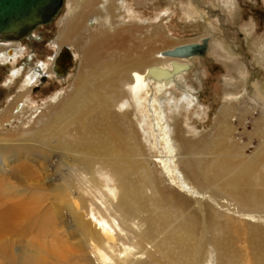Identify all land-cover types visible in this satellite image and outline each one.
Wrapping results in <instances>:
<instances>
[{
  "label": "rangeland",
  "instance_id": "1",
  "mask_svg": "<svg viewBox=\"0 0 264 264\" xmlns=\"http://www.w3.org/2000/svg\"><path fill=\"white\" fill-rule=\"evenodd\" d=\"M130 1L139 12L137 17L147 21L148 28L135 30L128 46L140 42L139 48L144 50L143 41L148 38L149 45L155 50L164 48L165 43L153 41L158 30L154 25H159L161 18H166L160 28L169 44L190 41L184 45H199L198 50L187 56L190 67L179 84L181 87L175 84L169 90L171 94L167 95L154 93L158 99L155 107L169 123L173 124L177 118L181 136L190 142L188 152L182 157L205 175L198 181V186L204 193L214 194L223 206L225 202L231 203L240 211H254L264 216V0ZM71 7L69 0H62L56 17L49 23L13 40L20 41L25 48L23 58L15 62L18 68H23L15 82L8 81L11 67L8 69L6 64H0V116L9 102L18 96L22 77L34 70L39 73L35 84L27 88L30 93L28 109L16 118L11 117L10 120H14L4 122L5 125L0 122V264H34L37 259L28 245L38 240L49 247V251L41 252L42 264H98L90 243L83 248L69 201L71 198L78 200L81 207L78 216L83 222L90 221V209L107 215L108 211H103L98 202L101 197L96 193V189L103 190V178L107 177L113 178L116 193L119 192L118 184L131 189L128 198L139 209L141 218L154 208H170L168 221L163 226L141 227L148 232L143 244L148 255L141 259L146 263L164 264L166 259L175 257L171 255L174 248L181 252L187 247L192 254L207 249L202 264L206 261L210 264H255V257H260L264 264V224L257 228L258 221L252 225L226 219L222 220V232L217 222L220 224V217L225 212L204 200L201 203L207 204L203 206V213L209 226L205 231L199 221V212L176 210L169 204L170 201H182L166 188L168 180L157 162L163 148L158 143L153 145L152 136L147 134L150 124L153 127V115L148 106L147 110H138V124L133 111L117 121L119 131L115 133L120 140L115 148L114 144L108 146L111 141L108 131L100 130L94 113L86 118V124L88 127L96 122L90 137L98 138L100 143L89 148L76 145V135L84 132L77 126L76 119L69 117L70 122H56L54 118L67 104L60 109L54 108L75 92L79 81L90 82L105 71L98 64L90 73L91 70L82 63L81 42L88 34L84 30L73 45L77 56L66 76L56 78L55 74H45L55 53L50 43L60 37V29ZM138 18L134 21L125 19V23L145 25ZM122 23L111 22L114 27ZM101 25L86 27L94 32ZM161 51L162 55L167 49ZM164 58L169 57L164 55ZM42 65L46 66L42 68ZM237 67L243 69L242 74L237 73ZM226 91L233 93L234 99L239 98V101L233 102L230 108L227 117L230 128L224 134L223 130L219 132L221 126L217 124V118L226 103ZM151 93L148 96L153 95ZM55 95L59 100L53 102L51 98ZM183 95L191 96L194 101L193 107L186 112L177 109ZM57 124L66 130L61 139ZM215 155L225 161L214 163ZM254 158L262 160V167L258 168ZM145 168L154 170L152 178L163 193L160 202L156 200L159 197L157 187L152 188L144 180ZM21 204L26 209V216L17 218L13 229L7 231L8 210L21 208ZM109 207L112 212L113 206ZM193 207L198 208L197 205ZM189 213L192 214L191 223H194L190 226ZM199 230L202 234L197 236ZM213 234L230 244L226 261L208 244V237ZM119 235L123 241L130 233L123 231ZM174 235L180 242H174ZM51 247L60 251L57 254L61 258L47 256V252L51 254ZM118 247L117 242L116 249Z\"/></svg>",
  "mask_w": 264,
  "mask_h": 264
},
{
  "label": "bare ground",
  "instance_id": "2",
  "mask_svg": "<svg viewBox=\"0 0 264 264\" xmlns=\"http://www.w3.org/2000/svg\"><path fill=\"white\" fill-rule=\"evenodd\" d=\"M69 2L72 7L71 9L69 8L70 12L68 17L64 20V25L60 29V37L50 43L51 48L55 49V53L51 58L52 65L50 64V66L46 68L45 74L49 76H54L55 74L56 76L53 68L54 61L63 47L69 50L71 56L70 67L72 66L73 60H75L77 56L74 52L73 45H75L76 39L78 41L79 35L84 30H87L88 34L82 38L81 42L83 47L82 63L84 62L85 67L91 70L90 73L94 72V68L98 64H101L103 68H105V71L96 78H93L90 82L85 80L79 81V84L75 87V92L60 101L54 108L60 109L63 105L67 104L65 109L63 111L60 110L54 118L56 122H70L67 120L69 117H71V119H76L77 126L84 131L76 135V145L89 148L92 144L100 143L98 138L93 139L90 137V131L94 123H96L95 121H97L99 122L98 125L101 128L100 130L105 128L108 131L106 133L109 135V140H111L108 142V146L112 147L114 144L113 148H115L120 140L115 133L119 131L116 127L117 121L119 119L121 120V118L125 119L128 114H131L130 111H133L135 112L134 119L138 124V110L146 109L148 106L153 115V127L152 124H150V133L148 132L147 134L152 136L153 145L158 143V145L163 148L161 157L157 158V162L162 167L165 177L168 180L166 188L171 191V194L178 195L179 199H181L180 201H182L181 203L170 201L169 204L176 210H192V213L194 211L195 213L199 212L201 215L199 221L201 222V227L205 231L209 226H207L204 216L206 214L205 212L203 213V206L206 207L207 204L201 203L204 200L210 201L212 205L221 208L225 212L223 217H220V224L217 222V227L220 228L221 231L223 229L222 232H224V222L222 220L225 221L226 219H235L242 223L247 222L246 224L252 225H254V221H258L260 224L257 223L256 225L258 226L255 227L260 228L259 226L264 224V216L254 211H240L237 207H232L231 203L225 202V206H223L219 204L214 194L204 193V191L200 189L198 181L203 180L205 175L192 165L191 162L186 161L185 158L182 157V155L188 152L190 142L181 136L180 130L177 128L176 124L178 119L174 117V119H176L173 124L169 123L166 116L155 107L158 105V99L157 95H154V93L158 95L163 92L166 95L171 94L169 90L174 88L175 84L179 86L190 67L188 57L187 59L183 57L173 58L165 55L166 52L161 55V50H172L171 48L174 49L190 41L176 42L174 44H169L165 41V33L162 32L160 24L163 19L166 18H161L159 25H154L158 30L153 37V41L165 43L164 48L161 47L155 50V47L149 45L148 38L143 41V45H146L144 50L139 48L140 42H135L131 46H128L129 39L134 35L133 33H135V30L138 31L148 28L147 21L137 17L139 12L133 8L130 0H69ZM137 18L145 25L140 26L128 24L129 22L125 23V19L134 21L137 20ZM113 20L123 23L114 27L111 24ZM100 23H102L101 28H99L100 30L97 28L94 32L91 28L87 29L86 27L87 25L98 27ZM20 43V41H11L0 35V64H6L5 66L8 69L11 67V70L8 72L9 83L12 81L15 82L22 73L21 71L23 68H18L17 63H15L19 58H23L25 53V48ZM164 55L169 58H164ZM45 66L42 65L41 67L44 68ZM237 73L242 74L243 69L237 67ZM45 74L43 75L45 76ZM38 76L39 73L34 70L24 76L25 78L22 77L23 82L20 86L21 88H19V94L15 100L9 102L6 110L3 111L0 116L1 123L13 121L14 119L10 120L11 117L16 118L28 109L26 104L30 102V93L27 88L35 84ZM65 76H56V78H63ZM86 78L92 77H83V79ZM150 91L153 95L148 96ZM224 97L226 103L219 113L217 124L221 126L219 132L223 130L225 134L230 128L227 119L230 108L233 102L239 101V98L234 99V94L229 91L224 92ZM51 99L53 102L59 100L58 95H55ZM180 101L181 103L177 109L179 108L186 112L193 107L192 103L194 101L189 95H183ZM173 102L174 100L172 103ZM93 113L96 115L94 118L95 121L87 127L86 118ZM178 115H180V113H178ZM145 121L147 124L146 118ZM111 126H114V128ZM56 127L59 128V139H61L65 136L64 133L66 130L58 124ZM65 145L68 146V143ZM215 156L216 157L212 160L214 163L219 164L225 161L220 155ZM262 157H264V148ZM254 159L258 163V168L262 167V160L258 158ZM153 172L154 170L152 168H145L144 180L147 181L152 188L157 187V182L152 178ZM115 188H117V186L113 182V178H103V190L96 189V193L101 197L98 201L99 204L103 208V211H108V214H99L93 209H90L89 222H83L79 219L78 215L81 210L79 202L76 198L70 199L69 205L74 213L75 227L79 231L81 240L84 243L83 248L90 243L91 252L98 264H148L141 260L143 256L146 258L148 255V251L143 245L144 241H146L145 239L148 232L141 230V227L143 225L147 227L152 225L157 227L163 226L168 221V211L170 208H154L146 212L145 217L141 218L139 209L134 206L128 198L131 189H127L124 184H118L119 192L116 193ZM156 194L159 196L156 200L160 202L163 199V193L159 192L158 187L156 188ZM195 205H197L198 208L194 209L193 206ZM109 206H113L112 212H109ZM25 211L26 209L22 204L21 208L16 210L11 208L8 210V223L5 226L7 231L13 229L14 221L17 218L21 219L26 216ZM191 216L192 214L190 213L187 215L188 226L194 224L193 222V224L191 223ZM91 223L93 224V228L91 227ZM217 227L216 230H218ZM201 230L198 231L197 236L202 234V232H200ZM123 231H125V233L129 232L130 236L127 240L122 241L119 233ZM204 234L205 232L203 236ZM262 236L264 237V234H262ZM198 240H196V242ZM117 242L122 250L120 247L116 249ZM174 242H180L179 239H176L175 235ZM198 242L200 244V241ZM208 244L212 245L218 255L222 256L221 258L225 261L228 259L227 254L230 250V244L226 240L217 238V235L213 234L208 237ZM29 246L32 255L37 259L34 264H42L44 258H40L41 252L49 251V247H45L44 243L39 242V240L30 242L28 247ZM189 250L190 248L186 247L180 252L178 248H174L171 255L175 257L166 259L164 264H202L207 249H200L194 254ZM50 251L51 254L48 252L46 253L49 258L52 256L54 258H61L59 254H57V252H60L58 249L51 247ZM204 264L210 263L206 261ZM255 264H263L260 262V257H255Z\"/></svg>",
  "mask_w": 264,
  "mask_h": 264
},
{
  "label": "water",
  "instance_id": "3",
  "mask_svg": "<svg viewBox=\"0 0 264 264\" xmlns=\"http://www.w3.org/2000/svg\"><path fill=\"white\" fill-rule=\"evenodd\" d=\"M62 0H0V35L16 40L56 17ZM199 45H183L166 51L173 58L187 57ZM71 65L69 50L63 47L54 61L56 76H65Z\"/></svg>",
  "mask_w": 264,
  "mask_h": 264
}]
</instances>
